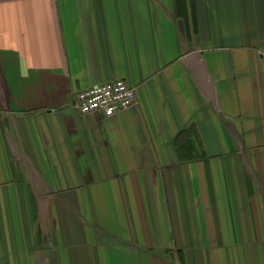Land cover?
<instances>
[{"label": "crops", "instance_id": "0c3cea01", "mask_svg": "<svg viewBox=\"0 0 264 264\" xmlns=\"http://www.w3.org/2000/svg\"><path fill=\"white\" fill-rule=\"evenodd\" d=\"M263 45L264 0H0V264H264Z\"/></svg>", "mask_w": 264, "mask_h": 264}, {"label": "built area", "instance_id": "2783aa9c", "mask_svg": "<svg viewBox=\"0 0 264 264\" xmlns=\"http://www.w3.org/2000/svg\"><path fill=\"white\" fill-rule=\"evenodd\" d=\"M259 53L264 58V45ZM134 102L135 88L122 78L96 83L74 93V105L81 113L100 111L108 116L127 109Z\"/></svg>", "mask_w": 264, "mask_h": 264}]
</instances>
